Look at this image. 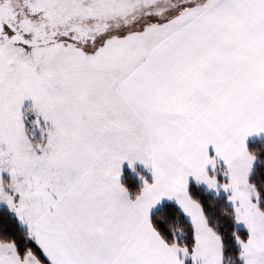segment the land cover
<instances>
[{
    "label": "snow or ice",
    "instance_id": "obj_1",
    "mask_svg": "<svg viewBox=\"0 0 264 264\" xmlns=\"http://www.w3.org/2000/svg\"><path fill=\"white\" fill-rule=\"evenodd\" d=\"M0 264H264V0H0Z\"/></svg>",
    "mask_w": 264,
    "mask_h": 264
}]
</instances>
